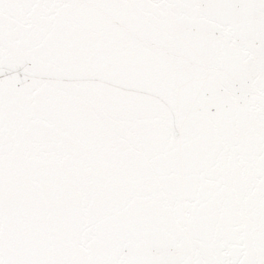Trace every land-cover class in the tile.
Wrapping results in <instances>:
<instances>
[{"label":"snow or ice","instance_id":"snow-or-ice-1","mask_svg":"<svg viewBox=\"0 0 264 264\" xmlns=\"http://www.w3.org/2000/svg\"><path fill=\"white\" fill-rule=\"evenodd\" d=\"M0 264H264V0H0Z\"/></svg>","mask_w":264,"mask_h":264}]
</instances>
